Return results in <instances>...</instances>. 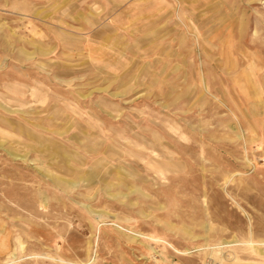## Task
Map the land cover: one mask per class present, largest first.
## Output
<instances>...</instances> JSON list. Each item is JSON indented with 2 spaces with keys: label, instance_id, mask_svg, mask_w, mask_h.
<instances>
[{
  "label": "rangeland",
  "instance_id": "rangeland-1",
  "mask_svg": "<svg viewBox=\"0 0 264 264\" xmlns=\"http://www.w3.org/2000/svg\"><path fill=\"white\" fill-rule=\"evenodd\" d=\"M0 264H264V0H0Z\"/></svg>",
  "mask_w": 264,
  "mask_h": 264
},
{
  "label": "bare ground",
  "instance_id": "bare-ground-1",
  "mask_svg": "<svg viewBox=\"0 0 264 264\" xmlns=\"http://www.w3.org/2000/svg\"><path fill=\"white\" fill-rule=\"evenodd\" d=\"M152 162H150L151 166H153V164H155L156 166L162 167L161 164H160V161H158L157 159H154V160L152 159Z\"/></svg>",
  "mask_w": 264,
  "mask_h": 264
}]
</instances>
